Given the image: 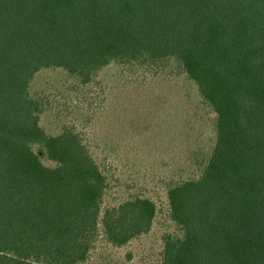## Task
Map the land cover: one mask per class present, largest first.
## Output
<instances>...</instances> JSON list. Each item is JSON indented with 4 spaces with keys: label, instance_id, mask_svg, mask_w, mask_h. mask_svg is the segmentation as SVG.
I'll use <instances>...</instances> for the list:
<instances>
[{
    "label": "trees",
    "instance_id": "trees-1",
    "mask_svg": "<svg viewBox=\"0 0 264 264\" xmlns=\"http://www.w3.org/2000/svg\"><path fill=\"white\" fill-rule=\"evenodd\" d=\"M112 65L175 71L216 115L197 176L166 183L179 233L159 264H264V0H0V264H87L152 232L156 203L108 206L118 165L99 162L74 111L47 133L52 104L31 94L61 71L81 104Z\"/></svg>",
    "mask_w": 264,
    "mask_h": 264
},
{
    "label": "rangeland",
    "instance_id": "rangeland-1",
    "mask_svg": "<svg viewBox=\"0 0 264 264\" xmlns=\"http://www.w3.org/2000/svg\"><path fill=\"white\" fill-rule=\"evenodd\" d=\"M95 82L83 91L87 99L78 104L76 96L67 94L71 82L65 73L39 74L31 94L46 98L53 108L42 117L41 126L57 135L62 121L55 120V113L74 111L78 124L94 140L99 162L118 165L107 205L142 195L156 203L159 214L151 233L124 249L100 245L87 264H159L164 237L179 233L168 217L166 183L197 176L212 150L216 115L204 105L197 88L175 71L129 74L112 65ZM113 146L118 153L111 155ZM37 154L51 165L42 149Z\"/></svg>",
    "mask_w": 264,
    "mask_h": 264
}]
</instances>
